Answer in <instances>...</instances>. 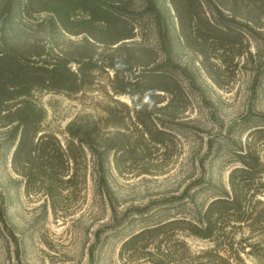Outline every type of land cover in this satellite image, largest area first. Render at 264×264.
I'll return each mask as SVG.
<instances>
[{
  "label": "trees",
  "instance_id": "obj_1",
  "mask_svg": "<svg viewBox=\"0 0 264 264\" xmlns=\"http://www.w3.org/2000/svg\"><path fill=\"white\" fill-rule=\"evenodd\" d=\"M139 21L149 24L153 44L135 40ZM249 40L263 47L255 54L253 79L264 90V0H0V167L9 154L15 183L24 193L40 192L54 212L73 181L82 180L84 165H78L88 154L96 190L107 194V179L124 171L121 158L136 154V125L140 136L159 144L168 127L161 119L174 122L180 114L173 104L179 90L174 75L187 72L173 55L180 49L194 53L202 72L220 86L213 70L244 54L251 62ZM106 71L112 93L127 96L129 106L111 99L98 114L74 115L64 126L63 144L42 128L45 111L34 92L76 93ZM155 91L168 93L167 101L143 112L145 94ZM258 119L251 125L237 120L223 130L222 138L234 125L246 132L243 140H226L235 164L225 186L207 182L209 199L191 207L186 218L171 212L121 246L136 240L147 264H244L239 254L246 247V255L263 254L264 117ZM235 229L242 235L237 241ZM180 232L209 245L190 250ZM176 242L183 244L180 260L173 257Z\"/></svg>",
  "mask_w": 264,
  "mask_h": 264
},
{
  "label": "rangeland",
  "instance_id": "obj_2",
  "mask_svg": "<svg viewBox=\"0 0 264 264\" xmlns=\"http://www.w3.org/2000/svg\"><path fill=\"white\" fill-rule=\"evenodd\" d=\"M138 25L135 40L153 44L149 24L139 21ZM248 50L251 62L244 54L213 70L220 86L202 72L194 53L180 49L173 55V61L185 65L187 72V76L174 75L179 90L173 104L180 114L174 122L161 119L168 127L165 125L167 133L159 144L140 136L136 125V154L121 158L124 171L107 179V194L96 190L92 160L86 154L78 165H84L82 180L73 181L52 212L40 192L24 193L15 183L18 177L10 169L8 154L5 167H0V264H147L136 240L124 247L122 242L171 212H184L175 217L186 218L191 207H200L209 199L207 182L225 186L227 173L235 164L226 140H235L236 135L243 140L246 132L239 134L241 125H234L231 135L222 138L223 130L237 120L251 125L264 117V90L259 79H253L258 61L255 54H262L263 47L249 40ZM110 78V71L100 72L92 84L76 93L34 92L45 111L42 128L63 144L64 126L74 115L98 114L111 99L129 106L127 96L112 93ZM167 99L168 93L163 91L146 93L143 112H155ZM156 100L161 102L153 103ZM4 131L0 128V140ZM259 142L264 160V140ZM259 197L264 202V196ZM235 232L237 241L242 235ZM178 235L190 250L209 245L207 240ZM182 248V243H175L174 258L183 257ZM247 249L239 254L240 262L264 264V253L246 255Z\"/></svg>",
  "mask_w": 264,
  "mask_h": 264
}]
</instances>
